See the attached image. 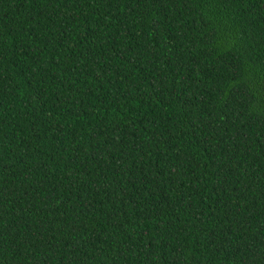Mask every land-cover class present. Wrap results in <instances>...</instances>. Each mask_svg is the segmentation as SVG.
I'll list each match as a JSON object with an SVG mask.
<instances>
[{
	"label": "trees",
	"instance_id": "trees-1",
	"mask_svg": "<svg viewBox=\"0 0 264 264\" xmlns=\"http://www.w3.org/2000/svg\"><path fill=\"white\" fill-rule=\"evenodd\" d=\"M0 264H264V0H0Z\"/></svg>",
	"mask_w": 264,
	"mask_h": 264
}]
</instances>
